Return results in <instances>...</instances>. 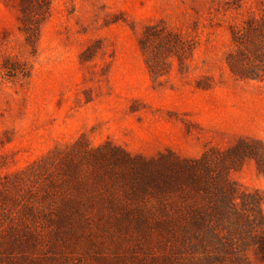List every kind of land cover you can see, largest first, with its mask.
<instances>
[{"label":"rangeland","instance_id":"obj_1","mask_svg":"<svg viewBox=\"0 0 264 264\" xmlns=\"http://www.w3.org/2000/svg\"><path fill=\"white\" fill-rule=\"evenodd\" d=\"M78 141L143 161L264 144V0H0V264H264V160L226 173L219 219L149 194L57 224L70 190L38 163Z\"/></svg>","mask_w":264,"mask_h":264},{"label":"trees","instance_id":"obj_2","mask_svg":"<svg viewBox=\"0 0 264 264\" xmlns=\"http://www.w3.org/2000/svg\"><path fill=\"white\" fill-rule=\"evenodd\" d=\"M244 156L255 158L258 168L263 170L264 144L244 141L226 152H206L194 161H179L168 156L143 161L110 146L92 149L78 141L67 150L46 157L38 165L40 173L49 174L52 179L63 176V180L51 182L50 196H56L62 184L70 190L69 194L61 193L57 197L61 201L56 199L58 202L50 209L61 221L57 224L79 221L82 213L94 207L103 210L107 204L112 211L125 206L130 198L143 200L149 194L161 203L164 202L162 197L176 195V204L178 200L186 201L191 216L204 221L208 215L219 219L221 208L228 204L224 196L230 198L236 194L226 173L240 166ZM116 194L121 196L116 197ZM247 196L242 195V200ZM199 202L214 207L207 211L206 206H198ZM254 202L258 203V199L255 198ZM260 239L264 242V233Z\"/></svg>","mask_w":264,"mask_h":264}]
</instances>
